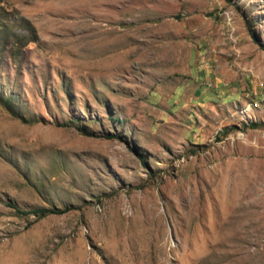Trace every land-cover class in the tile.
<instances>
[{
	"label": "rangeland",
	"instance_id": "obj_1",
	"mask_svg": "<svg viewBox=\"0 0 264 264\" xmlns=\"http://www.w3.org/2000/svg\"><path fill=\"white\" fill-rule=\"evenodd\" d=\"M0 264H264V0H0Z\"/></svg>",
	"mask_w": 264,
	"mask_h": 264
},
{
	"label": "trees",
	"instance_id": "obj_2",
	"mask_svg": "<svg viewBox=\"0 0 264 264\" xmlns=\"http://www.w3.org/2000/svg\"><path fill=\"white\" fill-rule=\"evenodd\" d=\"M8 103H9V100L8 99L3 100V102H2V104L5 107H8ZM249 125L256 126V124H254V123H250ZM76 129L79 130L80 132H83L84 133V130L81 127H77ZM109 136L119 137L117 134H113V135H109ZM7 205H9L10 207H12L14 209V211L16 213L20 214V215H24V216L34 215L35 216V219L44 217V216H46L48 214H51V213H60V212H63V211H65V210L68 209V208L64 207V208H61V209H53V208H32V209L23 210V209H20L17 206L11 204V203H8Z\"/></svg>",
	"mask_w": 264,
	"mask_h": 264
}]
</instances>
